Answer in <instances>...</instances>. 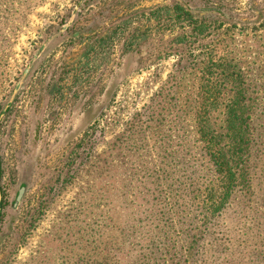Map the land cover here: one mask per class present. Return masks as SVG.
Masks as SVG:
<instances>
[{
    "label": "rangeland",
    "instance_id": "374dc122",
    "mask_svg": "<svg viewBox=\"0 0 264 264\" xmlns=\"http://www.w3.org/2000/svg\"><path fill=\"white\" fill-rule=\"evenodd\" d=\"M262 69L264 0H0V264H104L108 245L146 264L161 228L188 248L198 121ZM260 228L203 232L181 264H264Z\"/></svg>",
    "mask_w": 264,
    "mask_h": 264
},
{
    "label": "trees",
    "instance_id": "16d2710c",
    "mask_svg": "<svg viewBox=\"0 0 264 264\" xmlns=\"http://www.w3.org/2000/svg\"><path fill=\"white\" fill-rule=\"evenodd\" d=\"M175 9L183 12L179 6ZM217 69L218 75L229 78L223 62ZM256 76L253 90L241 82L225 84L224 88L228 87L232 95L225 109H220L213 120L202 114L198 121L203 149L210 155L204 165L210 176L197 188V214L189 213L197 238L188 240L192 241L188 248H178L176 239H167L166 230H154L149 237L150 245L142 248V252L148 250L146 264H181L184 255L193 260L198 253L193 252V241H201L199 234L232 223L253 222L263 229L260 241H264V69ZM223 77L219 78V84L225 83ZM180 208H176L177 213L184 212ZM181 218L185 219V215L181 214ZM120 243L125 246V241ZM114 251L107 246L104 255L101 254L104 264H133L126 255L116 262Z\"/></svg>",
    "mask_w": 264,
    "mask_h": 264
},
{
    "label": "water",
    "instance_id": "95a60500",
    "mask_svg": "<svg viewBox=\"0 0 264 264\" xmlns=\"http://www.w3.org/2000/svg\"><path fill=\"white\" fill-rule=\"evenodd\" d=\"M1 206H2V204H1V200H0V211H1Z\"/></svg>",
    "mask_w": 264,
    "mask_h": 264
}]
</instances>
